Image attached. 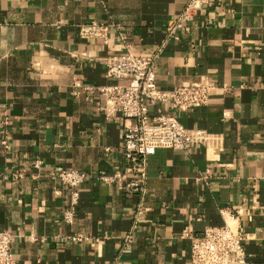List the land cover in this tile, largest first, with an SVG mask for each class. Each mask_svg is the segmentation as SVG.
I'll use <instances>...</instances> for the list:
<instances>
[{
	"label": "crops",
	"instance_id": "crops-1",
	"mask_svg": "<svg viewBox=\"0 0 264 264\" xmlns=\"http://www.w3.org/2000/svg\"><path fill=\"white\" fill-rule=\"evenodd\" d=\"M186 1L0 0V126L8 118L0 132L8 144H0V230L13 235L15 264H187L181 234L199 235L229 214L244 235L246 263L264 264V0H209L156 61L160 90L201 77L215 82L205 105H162L185 127L205 130V143L148 154L141 200L95 178L123 168L121 134L130 122L106 119L73 95V80L115 82L98 59L125 45L154 50ZM89 20L118 23L125 39L113 31L106 44L80 38L78 26ZM60 169L89 175L75 190L70 224L62 220L70 189L48 176Z\"/></svg>",
	"mask_w": 264,
	"mask_h": 264
},
{
	"label": "built area",
	"instance_id": "built-area-1",
	"mask_svg": "<svg viewBox=\"0 0 264 264\" xmlns=\"http://www.w3.org/2000/svg\"><path fill=\"white\" fill-rule=\"evenodd\" d=\"M207 4L209 0H187L181 11L165 27L162 42L152 51L139 54L125 45L124 53L99 58L98 62L103 66V77L115 82L97 85L73 80V95L93 103L95 110L106 119L119 114L130 122L124 126L121 134V151L125 161L123 168L111 172L98 171L95 175L98 181L125 189L141 200L145 193V158L148 154L158 148L186 152L195 143H205V130L185 127L176 116L164 112L162 105L181 111L205 105L216 89L215 82L208 77H201L164 91L156 86L155 69L164 43L178 39L179 31ZM110 31L117 33L122 41L125 39L121 25L113 21L89 20L78 26L80 38L101 41L103 44L107 43ZM150 109L155 113L150 114ZM7 122L8 118L3 117L0 132L4 135ZM0 144L3 148L8 147L5 138L1 139ZM40 166L39 159L32 161L33 168L38 169ZM9 176L20 179L23 174L13 171ZM9 176L3 175L5 178ZM48 176L70 189L68 205L62 213V220L70 224L77 201L75 190L89 175L77 169H60L49 172ZM136 210L135 220L142 212L140 204ZM80 237V234H76L71 239L79 240ZM132 237L131 232L126 233L123 244L130 243ZM181 237L189 239L187 264H247L242 243L244 235L236 225L233 214H229L220 225L205 226L199 235L193 236L184 231ZM12 238L9 231L0 230V264H15L11 252Z\"/></svg>",
	"mask_w": 264,
	"mask_h": 264
}]
</instances>
